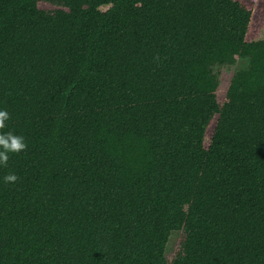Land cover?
Returning <instances> with one entry per match:
<instances>
[{"label": "trees", "instance_id": "obj_1", "mask_svg": "<svg viewBox=\"0 0 264 264\" xmlns=\"http://www.w3.org/2000/svg\"><path fill=\"white\" fill-rule=\"evenodd\" d=\"M256 1L0 0V264H264Z\"/></svg>", "mask_w": 264, "mask_h": 264}, {"label": "rangeland", "instance_id": "obj_2", "mask_svg": "<svg viewBox=\"0 0 264 264\" xmlns=\"http://www.w3.org/2000/svg\"><path fill=\"white\" fill-rule=\"evenodd\" d=\"M40 9L49 10L50 5L40 4ZM253 20L258 22L257 25L261 26L264 30V0H257L256 6L253 13ZM248 61L246 59H238L236 63L231 67H214L213 72L217 76L220 84L219 97L222 99L224 96V91L227 89L232 75L240 70H244L247 67ZM179 233L173 232L169 238L168 244L166 246V256L171 257L175 252L178 244Z\"/></svg>", "mask_w": 264, "mask_h": 264}, {"label": "clouds", "instance_id": "obj_3", "mask_svg": "<svg viewBox=\"0 0 264 264\" xmlns=\"http://www.w3.org/2000/svg\"><path fill=\"white\" fill-rule=\"evenodd\" d=\"M9 114L5 110H0V129L7 127ZM26 148L24 137L13 132L0 133V168L6 167L10 154H17ZM18 179L14 173H9L3 177L5 183H13Z\"/></svg>", "mask_w": 264, "mask_h": 264}]
</instances>
